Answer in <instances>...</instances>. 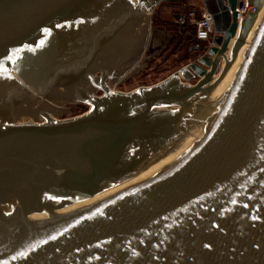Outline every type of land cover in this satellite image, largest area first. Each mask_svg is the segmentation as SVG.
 <instances>
[{
	"label": "water",
	"instance_id": "obj_1",
	"mask_svg": "<svg viewBox=\"0 0 264 264\" xmlns=\"http://www.w3.org/2000/svg\"><path fill=\"white\" fill-rule=\"evenodd\" d=\"M164 1L0 0V264H264V0L239 25L217 0L197 63L114 92Z\"/></svg>",
	"mask_w": 264,
	"mask_h": 264
},
{
	"label": "rangeland",
	"instance_id": "obj_2",
	"mask_svg": "<svg viewBox=\"0 0 264 264\" xmlns=\"http://www.w3.org/2000/svg\"><path fill=\"white\" fill-rule=\"evenodd\" d=\"M151 8L152 12L142 10L149 20V33L144 51L132 70L113 87L114 92L128 93L140 87L155 85L187 68L189 64L197 63V60L206 54L207 49L190 51L181 46L175 30V16L179 13L185 14L190 9H195L199 16L203 8L201 0H169ZM224 64L222 59L214 77L219 75ZM188 72L191 78H181L180 81L193 86L199 78L193 76L190 70ZM92 95L101 97L103 92H95ZM88 109L84 104L63 107L60 119L55 120H68L84 114Z\"/></svg>",
	"mask_w": 264,
	"mask_h": 264
},
{
	"label": "built area",
	"instance_id": "obj_3",
	"mask_svg": "<svg viewBox=\"0 0 264 264\" xmlns=\"http://www.w3.org/2000/svg\"><path fill=\"white\" fill-rule=\"evenodd\" d=\"M208 2L211 11H207L203 5V8L200 11V15L197 16V11L195 9H190L184 14V17H180L178 22L181 25H183L184 23H188L192 26H195L197 40L200 42H206L209 46L213 36L215 35L213 14L218 10V1L209 0ZM223 6L229 9L228 0H223ZM248 10H250V8L247 0H237L235 10H228V12L231 18L233 17V14H235L236 22L239 25L243 20L244 11Z\"/></svg>",
	"mask_w": 264,
	"mask_h": 264
},
{
	"label": "trees",
	"instance_id": "obj_4",
	"mask_svg": "<svg viewBox=\"0 0 264 264\" xmlns=\"http://www.w3.org/2000/svg\"><path fill=\"white\" fill-rule=\"evenodd\" d=\"M180 17H184L183 13L175 16V30L179 38V43L190 51H203L208 47V43L200 42L196 38V27L188 23L179 24Z\"/></svg>",
	"mask_w": 264,
	"mask_h": 264
},
{
	"label": "bare ground",
	"instance_id": "obj_5",
	"mask_svg": "<svg viewBox=\"0 0 264 264\" xmlns=\"http://www.w3.org/2000/svg\"><path fill=\"white\" fill-rule=\"evenodd\" d=\"M260 27H261V25H260ZM260 27H259V29H260ZM258 32H259V31H258ZM257 34H258V33H257ZM256 36H257V35L251 37V42H250L249 50L251 49V46H252V44H253V42H254ZM234 41H235V39H233V40L230 42V47L233 45ZM248 52H249V51H248ZM228 55H229V54H228ZM23 123H24V122H23ZM8 124H9V123H8ZM137 183H143L142 178H141V174H140V173H139L137 176H135L134 179L127 180V181H125V182H123V183H121V184H119V185H117V186H115V187H113V188H110V189H108V190H106V191H103V192L97 194V197L104 196L106 193H116V192H118V191H120V190H122V189H124V188H126V187H135V186H137Z\"/></svg>",
	"mask_w": 264,
	"mask_h": 264
}]
</instances>
